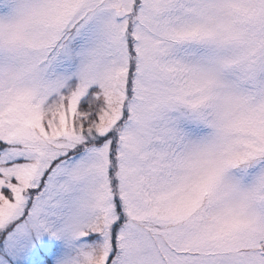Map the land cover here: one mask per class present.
I'll return each mask as SVG.
<instances>
[{"label": "snow or ice", "instance_id": "1", "mask_svg": "<svg viewBox=\"0 0 264 264\" xmlns=\"http://www.w3.org/2000/svg\"><path fill=\"white\" fill-rule=\"evenodd\" d=\"M0 264H264V0H0Z\"/></svg>", "mask_w": 264, "mask_h": 264}]
</instances>
